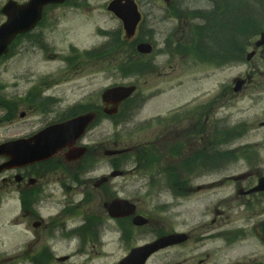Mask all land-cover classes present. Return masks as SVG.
Returning a JSON list of instances; mask_svg holds the SVG:
<instances>
[{"label": "rangeland", "instance_id": "1", "mask_svg": "<svg viewBox=\"0 0 264 264\" xmlns=\"http://www.w3.org/2000/svg\"><path fill=\"white\" fill-rule=\"evenodd\" d=\"M16 1L24 3L28 0ZM110 1L72 0V4L68 6L47 8L41 29L39 27L34 34L17 42L11 54L0 62V141L17 134L29 133L42 125L59 120L84 102L102 103V92L111 85L134 84L138 88L135 99L138 103L131 104L135 106L125 111L127 119L120 121L121 124L118 126L113 121L104 119L88 133L85 140L93 146L102 143L101 156L105 158L107 155L105 156L104 152L108 149L129 146L137 148L140 144L155 140L158 134L156 132L161 133L171 121H162V124L158 125L154 120L158 117L157 114L164 115V112L184 105L189 91L193 93V90H196L197 86L194 84L201 77L207 76L212 81L209 84L206 82L204 92L210 89V84L214 87L221 81H232L237 76L245 77L248 72L255 69L254 61L258 62L262 70L264 69V61L261 60L264 57V49L259 50L252 61L227 65L220 69L208 63H184L177 56L166 53L163 51L166 40L174 39L175 34L179 37L182 34L179 31L182 32L183 29L179 27L181 26L179 20L167 18V10L160 0H137L143 14L144 31L151 33L147 40L154 43L155 50L153 54L143 55L153 60L152 63H155L157 68L154 66L150 72L124 77L116 71L102 70L101 67L108 66V63L105 65L100 61L92 63L86 57L74 59L70 65L64 58H74L72 55L78 54L72 52L70 46H75L79 51L98 48L106 40H110L109 37L100 34V29L116 30L121 27L119 19L107 9ZM6 2L7 0H0V24L6 20L1 13V8ZM175 2L173 8L183 11L207 9L210 6L208 0ZM260 8H263L262 4L258 5V9L263 12ZM182 16L186 17L187 12L182 13ZM188 22L190 19L186 18V23ZM252 40L254 42L256 37ZM158 50L162 51L157 56ZM251 50L252 45L248 48V51ZM50 58L52 59L49 60ZM262 80L264 79L261 76L255 74L254 86L256 82ZM188 84L190 85L186 88ZM41 89H44L43 95L55 98L43 110L34 103L29 105L28 100L31 91L38 94V90ZM247 90L250 93L240 91L236 93L232 103L219 113V116L229 114L227 118L229 126L244 121L250 123L246 137L228 145L230 149H237V154H242V159L225 157L228 160L223 159L224 170L218 175L209 174L210 177L193 175L194 180L191 183L193 189L189 187L192 191L182 195L183 197H177L175 192L170 190L172 184L168 177L150 179L149 176L154 173L152 171L156 170L154 167L149 170L143 168L136 170L137 163L133 159L127 161L123 168L127 173L111 178L108 198L119 195L132 200L138 206V213L150 219L149 223L140 226L141 228L136 227L141 233H136L137 236L130 241H122L118 232L113 234L108 232L105 243L90 242L85 253L66 257L62 263L117 264L133 246L155 239L151 230L167 232L171 229L189 232L188 235L191 234L192 238L179 247L161 251L152 259L154 264H171L176 261H184L183 264L264 262V244L252 233L253 223L259 217H264V197L255 196V193L242 194L239 191V185L242 190H247L264 175V94H257L263 92L264 87H251ZM14 99L18 103L22 101L21 105ZM198 100L199 98L194 100L192 106H196ZM5 110H10L8 116L12 114V119L5 117L7 120L1 121L6 114ZM24 112L26 114L22 116ZM115 137L119 138V142H114ZM254 148L261 151H258L260 159L251 164L248 163L247 157L254 156ZM160 149L166 156L167 142L160 141ZM245 153L248 154L244 155ZM172 162L180 164L181 161L172 159ZM181 171H184V168ZM109 172L110 165L103 163L100 169L95 170L93 176ZM234 175L244 177L235 181L232 179ZM48 179L50 180L47 182L53 181V176H49ZM215 180L218 182L217 185H211ZM52 192L46 190L41 196L44 206H52L48 212L58 209L63 198L67 196L61 190L57 193ZM79 194L76 198L81 196ZM5 195L0 205V264H30L34 253L37 252L35 248L29 252L26 249L16 257L14 256L16 252H12L17 251L15 248L22 244L25 236L22 235L21 227L16 225L9 227V221L16 223L12 218L17 217L20 211L18 195L17 193L10 197L8 194ZM98 202L99 200L95 201ZM216 206H220L221 214H215ZM131 226L135 225L131 223ZM127 227L130 225L127 224ZM229 227L241 228L247 235L240 234L238 240L228 246L223 245L219 238L209 235L212 230L217 232ZM118 228L119 225L112 223L110 231H118ZM201 234L205 237L201 238ZM79 244L76 240L56 242V253L58 256L72 255ZM35 245H38V242ZM57 263L59 262L55 261V258L50 262Z\"/></svg>", "mask_w": 264, "mask_h": 264}, {"label": "flooded vegetation", "instance_id": "2", "mask_svg": "<svg viewBox=\"0 0 264 264\" xmlns=\"http://www.w3.org/2000/svg\"><path fill=\"white\" fill-rule=\"evenodd\" d=\"M168 6L170 7L171 4ZM252 60L254 58L249 61ZM261 60L264 61V57ZM256 62L254 61L255 69L252 72H248L245 77H237L232 80V84L224 88L218 87L213 94L202 96L196 106H192L193 102H189V106L182 113H170L167 119L171 120L169 126L165 127L161 133L156 132L158 134H156L155 143L160 144V141L167 142L169 151L178 153L173 159L184 163V171H181L182 169L177 170V174L180 177H189L192 174L191 169L195 172L197 171L193 173L195 176L200 174L208 177H210L209 174L216 175L221 170L223 139H230L235 135H233L231 130L229 136L223 138L224 129L229 128H227L228 122L223 119V116H219V113L225 109V105L232 103L234 100L233 96L239 91L241 93H250L247 90L248 88L264 87V80L256 82L254 86L255 74L264 79V69L262 70L258 62ZM239 78L243 82L240 89L236 90V81ZM252 92L256 93L255 91ZM257 94H264V91ZM156 124L160 125L162 122H157ZM243 127L244 124H235L234 131L239 133V130ZM233 138V140H236L237 137ZM82 145L81 140H78L70 148L62 149L51 159L11 168L3 167L8 157L0 156V205L5 196H7L5 194L10 197L17 193L20 211L17 217L12 218L16 220V223L9 221V227L16 225L22 228V235L25 236V242H28L25 247L28 252L34 248L39 252L42 248V243L76 240L80 242L79 248L72 255H66L65 257L85 253L86 243H105V237L110 231L111 221L115 225H119L118 232L121 234L122 241L126 240L124 238L125 230L128 232L127 237L130 239L137 236L136 233H141L136 227L130 231L125 228L127 224L131 225L130 221H133L134 215L115 220L111 219L106 206H104L105 201L110 196L108 195L111 184V180L108 177L110 174L93 176L95 170L100 169L103 164L100 153L101 146L84 149ZM69 149L78 150L76 157L71 160L68 158L67 153ZM186 154L188 155L186 156ZM97 158L98 162L96 163L95 160ZM255 158H257V161L259 157L255 156ZM51 175L53 176V181L47 182L50 180L48 177ZM105 175H107V179L97 185V180L105 177ZM243 177L241 176L239 180ZM41 179L45 181L42 182ZM212 183L211 185L215 186L218 182L213 181ZM46 190L55 191L56 193L61 190L68 195L69 201L63 206H58L59 208L54 212H48L52 206H44V201L41 197ZM247 190H242L241 185H239L240 193L244 194ZM78 193L82 197L76 202L74 199ZM256 195L264 197V192L255 193ZM97 200L99 202L95 203ZM10 205L12 206V202H10ZM219 207L216 206L215 214H221L222 210ZM136 213H138L137 209ZM213 221L215 222V220ZM151 232L156 238L164 233L158 230H151ZM177 232L185 231L171 229L165 233L174 234ZM205 233H207V230ZM209 235L210 237L219 238L225 246L233 244L237 240V232L233 231V229H224L218 232L212 230ZM191 237L190 234L189 239L185 243L189 242ZM203 237L205 236L201 234V238ZM37 242L38 245H35ZM182 244L184 243L172 245L167 249L179 247ZM159 253L161 251L154 253L150 257L148 264H154L152 259ZM35 257L41 256L36 255ZM54 258L55 261L59 262L57 264H63L62 261L64 259L59 256ZM54 258H49L46 261L39 259L35 263L50 264ZM183 263L185 262L176 261L171 264Z\"/></svg>", "mask_w": 264, "mask_h": 264}, {"label": "water", "instance_id": "3", "mask_svg": "<svg viewBox=\"0 0 264 264\" xmlns=\"http://www.w3.org/2000/svg\"><path fill=\"white\" fill-rule=\"evenodd\" d=\"M50 1L53 0H32V3L25 5V7H16V9L11 11L12 4H9V9L8 6L4 9V12L8 13L9 20L0 27V54L5 50L8 43H10L16 34L32 29L36 25L41 18L42 5ZM54 1L58 2L61 0ZM121 1L122 0H119L118 2ZM118 2L117 0L113 2L110 9L125 21L127 33L133 35L140 20V14L138 13L134 2L130 0L127 1V14L121 13L118 11L117 7H115V4ZM262 44H264V32L262 33L261 40L257 42V45ZM139 50L148 53L151 51V45L141 44ZM134 90L135 88L133 86L113 87L104 92L103 98L105 101L112 100L115 103H120L129 97ZM113 112H115V110L110 111V113ZM94 117L95 115L93 113L82 115L64 123L53 125L33 138L1 144L0 154L9 155L11 157L10 163L15 165L49 157L56 153L58 149L74 143ZM263 184L264 179H261L260 186L255 188V190L263 189ZM109 205V210L113 216L122 215L124 212L120 211L127 208V206H130V211H133L135 206L129 201L121 199L116 200ZM135 222L138 224H144L147 220L142 216H137ZM256 233L264 241V220L256 224ZM178 236H181V238ZM183 237L185 236L182 234L166 236L154 243L134 248L120 264H145L148 257L154 251L165 247L170 243L181 241Z\"/></svg>", "mask_w": 264, "mask_h": 264}, {"label": "trees", "instance_id": "4", "mask_svg": "<svg viewBox=\"0 0 264 264\" xmlns=\"http://www.w3.org/2000/svg\"><path fill=\"white\" fill-rule=\"evenodd\" d=\"M212 2L214 3V8L211 11L205 14L197 13L200 16H205L206 22H204L201 27L198 25L196 27L198 30L195 31V33L197 35L200 33V35H206L208 39H212L214 36H218L221 33L222 36L220 35V37L225 46L221 48L223 56L227 54L230 55V58L235 57L239 60L242 59L245 54L246 42L251 37L257 35L262 29L261 23L264 21V0H213ZM260 4L263 5V8H260L263 12H260L258 9V5ZM114 39L115 41H120V35H116ZM210 47L211 44H207L206 48L209 49ZM113 52H115L114 48L110 49L107 54H105V52L102 54L95 53L93 57L98 56V58L103 57L105 59L108 57H116ZM139 62L141 61H138V63ZM117 68L124 74H129L134 70L136 72H143V69L146 68V64H121L118 65ZM148 146L151 147L150 145ZM142 151L145 152L144 148L139 151L141 165L142 159L146 160L147 164L153 162L147 159ZM148 154L150 155V153Z\"/></svg>", "mask_w": 264, "mask_h": 264}]
</instances>
